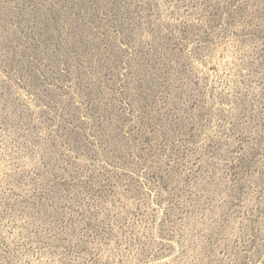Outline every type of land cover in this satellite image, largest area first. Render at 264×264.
<instances>
[{
    "label": "rangeland",
    "instance_id": "1",
    "mask_svg": "<svg viewBox=\"0 0 264 264\" xmlns=\"http://www.w3.org/2000/svg\"><path fill=\"white\" fill-rule=\"evenodd\" d=\"M0 264H264V0H0Z\"/></svg>",
    "mask_w": 264,
    "mask_h": 264
}]
</instances>
